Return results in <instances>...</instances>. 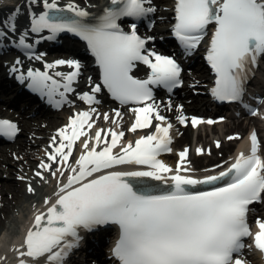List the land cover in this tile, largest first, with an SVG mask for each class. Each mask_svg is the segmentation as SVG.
<instances>
[{
	"label": "snow or ice",
	"instance_id": "snow-or-ice-1",
	"mask_svg": "<svg viewBox=\"0 0 264 264\" xmlns=\"http://www.w3.org/2000/svg\"><path fill=\"white\" fill-rule=\"evenodd\" d=\"M25 4L31 9L30 28L19 34V47H33L26 43L29 32L40 34L47 30L48 40L71 33L86 42L95 57L102 84L92 85L90 91L79 95L80 100L90 105L99 103L96 94L103 88L123 105H140L131 109L135 122L129 131L133 133L150 128L153 119L166 120L155 104L152 86L171 92L181 84L182 69L173 57L148 50L146 44L152 37L142 38L137 33L135 21L155 11L151 0H110L102 14L93 19H89L87 10L73 3L61 7L59 0H25ZM33 6H39L41 11L37 13ZM19 12L17 8L0 21V40L7 39L9 33H17ZM65 12L72 15L66 16ZM174 12L172 31L186 55L197 49L208 27L215 26L206 56L215 73L212 95L220 101L241 100L249 68L264 56V0H175ZM124 18H132L129 31H124L119 23ZM30 58L42 59L39 55ZM137 63L150 69L146 79L132 74ZM62 65L73 70L66 74L56 71L54 76L61 80L48 71L31 68L17 79L21 83L27 80L29 89L47 96L50 102L58 95L59 105L67 102V93L74 91L72 85L81 69V64L74 60H57L54 64L46 63L44 68ZM12 71L19 69L13 67ZM115 114L120 116L118 111ZM252 114H256L255 109ZM108 118L104 114V119ZM178 120L185 122L183 116ZM90 121L89 111L79 112L70 118L66 126L69 131L58 130V146L57 137H53L54 151L48 154L51 163L40 164L53 176L57 172L64 174L60 168H52L61 162L67 164L81 136L86 137L84 151L75 166L67 164V182L60 187L47 212L35 217L34 230L28 231L20 256L46 255L48 264H62L68 250L78 246L81 228L92 231L115 224L120 230L113 249L118 264H242L234 256L243 249V238L253 236L247 222L250 206L264 201V159L258 155L255 134L251 136L250 154L241 153L218 174L196 177L189 174V168L182 167L187 149L179 153L180 163L175 169L158 159L161 153L171 151V124L162 127L158 123L155 134L130 141L115 151L124 132L98 130L91 137L83 130L85 125L88 129L93 127ZM198 123L193 118V126ZM16 132L14 123L0 120V135L11 137ZM201 151L197 149L198 154ZM122 166L130 170H118ZM35 175L44 178L42 171ZM28 191H33L31 185ZM44 203L48 205L50 201L46 198ZM256 223L259 231L254 234V243L264 251V222L257 218Z\"/></svg>",
	"mask_w": 264,
	"mask_h": 264
},
{
	"label": "bare ground",
	"instance_id": "bare-ground-1",
	"mask_svg": "<svg viewBox=\"0 0 264 264\" xmlns=\"http://www.w3.org/2000/svg\"><path fill=\"white\" fill-rule=\"evenodd\" d=\"M0 3V10L3 14V19L7 18L11 15L15 9L19 8L20 12L16 19V27L17 32L23 34V32L30 28V16L28 12L31 11L30 8L26 7L25 0H2ZM78 2V6L84 10H87L89 13H94L99 11L103 6L110 2V0H59L60 6L64 7L69 3ZM4 2H7L6 4ZM173 0H151V6L155 8L153 14L159 19L158 25H156L155 32L159 34H163L166 32L171 26V22L173 20V14H171ZM35 7V11L39 13L41 8L39 6ZM153 28V29H154ZM28 36H33L32 33L29 32ZM71 53L75 55V58L70 55H58L54 57H45L43 62H37L34 59L29 61L27 60L29 65L36 67L37 69H43V71H47L44 68L46 63H55L57 60H74L81 64V67L89 66L88 60L89 56L79 57L76 56V52L74 50H69ZM205 56V62L208 67L211 69L210 64L208 63L206 56L207 52L203 51L202 53ZM203 59V57L201 56ZM18 59L15 58L12 60V65L17 66L16 61ZM26 61V60H25ZM1 67V65H0ZM69 67L66 65L57 66L52 69L55 73L56 71H71ZM200 72V73H199ZM92 78L95 79L97 77L94 69H91ZM96 75V76H95ZM196 78L203 79V82L206 84H211L209 81L210 76L206 78L202 75L201 71L196 70L194 72ZM211 76L213 81H215V73L211 69ZM95 82V81H94ZM187 85L186 87H190L192 84H195L192 79H186ZM203 87V84L200 88ZM3 92H8L7 89H3ZM100 99L99 103L92 108H95V112H91L92 108H84L79 101L73 96L71 102L69 104L71 110L67 113H54L50 110H39L30 114L28 111L31 105L29 100L22 99L25 107V110L13 112L19 117L21 120V131L20 134L23 133V138L18 141V143L13 147H0V169L3 168L5 173H16L17 178H13V182L5 181V183H1L0 181V264H20L21 260L24 261V264H48L46 255L38 256L36 258L29 256H20V251H24L25 249L22 247L24 245V241L26 239V235L30 229H33V225L35 224V217L41 213H45L47 208L51 206V203H55L57 199V193H59V189L63 183L67 182V176L70 174V171L67 168V164H71L75 166V161L79 158V156L83 153V142L79 143V140L76 141V149L74 154L70 157L67 164L61 162L60 164L54 165L52 171H56L57 168H60L63 171V175L57 172L56 176L51 175V173L47 170L41 169L40 164L42 162L51 163L48 160V154L54 151V148L51 147L53 145V137H57L56 145L59 144L58 130L61 128H65L66 131H69L66 126L70 124V118L74 117L75 114L83 111H89L92 116L93 129L85 128L83 129L90 136L92 133H95L98 130H126L125 137L123 138L128 142H135L140 137L152 134L153 133V125L150 128H147L142 132L130 133L129 129L132 124L135 122V113L131 111L129 108L121 109L122 114L119 117L116 116L115 111L118 109V106L115 103H111L107 100L105 96L102 94H98ZM208 94L205 91L202 92L200 99L195 97V102L191 104H185V100L182 99H172L168 97L159 98V111L160 114H164V102L170 101L171 110H167L168 113H172V116L169 119L173 120L175 123L177 114L176 112L183 111L179 114H192L199 115L203 112L201 111L199 102L207 103L208 102ZM200 103V104H201ZM157 105V103H155ZM180 104V105H179ZM7 106L14 108L13 102L6 103ZM206 106V105H205ZM175 109H179L175 110ZM3 114L6 113L5 109L0 108ZM175 110V111H174ZM104 114L108 115V119H104ZM61 118L63 120H61ZM116 121L113 123V121ZM247 121L242 124V121H234L227 120L224 123L215 125L214 127L201 126L197 130L196 138L200 141H206L209 136L217 137L219 143L221 144V148L219 150L220 153L224 155H228L234 151L233 148L236 146H241L243 136L240 137L241 141L238 142V137H234V133H240L250 125V128L256 127L259 133H261V142L264 144V126L260 125L259 122H264V110L261 116V120L258 118H247ZM154 121V119H153ZM160 122V121H157ZM249 128V129H250ZM233 129V131H232ZM105 133L102 132V135ZM194 132L191 134V130L184 128L181 132V136L178 138L177 146L179 145H189L192 143V139L190 138ZM93 136V137H94ZM232 137V139H229ZM18 138V137H17ZM86 137L84 136V140ZM216 139V138H215ZM83 140V141H84ZM198 141V140H197ZM90 143H94L91 141ZM179 147H177L178 149ZM180 149V148H179ZM186 148H183L181 151H184ZM241 148L238 147L237 152ZM99 150V149H97ZM216 150V149H215ZM214 149H212L213 156H217V153ZM67 151V149H65ZM197 149H195V153L190 156V158L185 159L184 161L191 162L195 165L194 170H200L202 167H213L219 162H216L211 165H205L206 156H200L196 154ZM264 153V151H263ZM215 160V157H211L210 162ZM14 163L15 168H8V165ZM191 167V166H189ZM37 171L43 172V179L38 178L35 173ZM23 176L22 182L20 181V177ZM1 178V175H0ZM31 185L33 191L29 192L28 187ZM12 198L9 199L8 196ZM50 201V204L45 205V199ZM8 219V220H7ZM7 220L5 226L2 224ZM2 228V229H1ZM107 232L110 234L113 232L114 227L106 226ZM34 230V229H33ZM104 233V232H103ZM99 234L100 236H103ZM247 256L246 254H244Z\"/></svg>",
	"mask_w": 264,
	"mask_h": 264
},
{
	"label": "rangeland",
	"instance_id": "rangeland-1",
	"mask_svg": "<svg viewBox=\"0 0 264 264\" xmlns=\"http://www.w3.org/2000/svg\"><path fill=\"white\" fill-rule=\"evenodd\" d=\"M198 69L199 70H201V68H200V66L198 67ZM203 69V68H202ZM202 71V70H201ZM23 103L21 102V101H19L18 102V105H20V108L23 106L24 108H25V105H22ZM2 105H0V107H1ZM22 107V108H23ZM32 110H29V112H31ZM65 113V111H63V112H61V114H64ZM11 117H14L13 115H10ZM61 120H63L62 118H61ZM20 121V124H22V122H21V120H19ZM189 131V130H188ZM232 131H233V129H232ZM246 130H244L243 131V133L245 132ZM23 136H24V134L22 133L21 135H20V137L16 140V142H14L13 144H11V145H6L5 147H13V146H15L17 143H18V141H20L22 138H23ZM212 138L213 137H211L210 136V138H208V140L205 142V143H203V144H209V145H211L212 146ZM182 146V144L179 146L178 145V147H181ZM193 150H194V148H193V146H192V152H193ZM216 153H217V159H215L212 163H209V164H213V163H216V162H218V161H220L222 158L220 157V152L218 151V150H216L215 151ZM14 163L15 162H13V164H11V165H8L7 167L8 168H15L13 165H14ZM0 175H1V178H0V181H1V183H5V181H8V182H13L14 180H13V178H17L18 176H17V174L16 173H5L4 171H3V168L2 169H0ZM22 178H23V176H21V178H20V181L22 182ZM10 198H12V195L11 196H8V202H10L9 201V199ZM8 220V219H7ZM7 220L6 221H4V223L2 224L3 226H5L6 225V223H7ZM2 229V228H1Z\"/></svg>",
	"mask_w": 264,
	"mask_h": 264
}]
</instances>
